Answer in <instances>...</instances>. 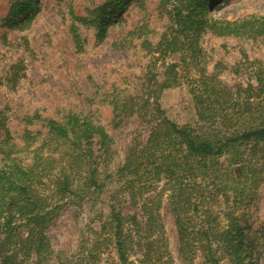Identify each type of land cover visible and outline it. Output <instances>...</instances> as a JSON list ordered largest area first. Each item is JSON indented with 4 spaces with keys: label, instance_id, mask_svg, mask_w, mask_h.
<instances>
[{
    "label": "trees",
    "instance_id": "obj_1",
    "mask_svg": "<svg viewBox=\"0 0 264 264\" xmlns=\"http://www.w3.org/2000/svg\"><path fill=\"white\" fill-rule=\"evenodd\" d=\"M8 2L4 20L21 28L30 24L40 4V0ZM145 2L106 0L79 20L93 25L96 38L103 40L131 5L142 7ZM215 2L159 0L170 20V35L164 33L154 44L145 35L144 24L129 33L132 39L141 38V46L150 53H158L157 59L184 52L204 31L240 38L264 36V15L218 18L212 15ZM73 36L81 46L79 35ZM192 52L195 56L194 48ZM177 66L168 64L162 81L148 70L149 85L142 94L109 98L114 119L136 114L150 127L146 137L139 132L132 138L120 161L113 137L92 115L69 110L60 117H44L43 129L25 130L20 142L0 116V264H51L55 249L48 231L53 223L66 207L97 200L109 186L124 199L119 195L110 200L108 220L92 229V239L81 251L84 256L75 264H135L129 257L135 244L164 232L159 210L163 193L175 218L184 261L193 263L200 253V264H221L224 258L233 264H260L254 256L256 237L248 234L242 221L244 209L264 181V111L253 108V100L264 94L263 72L257 73V90L250 86L233 91L215 74L191 79L189 92L197 118L192 124L170 117L159 100L164 89L179 84ZM222 157H229L225 166L219 165ZM126 199L133 211L121 209ZM106 233L113 238L118 261L103 259ZM151 254L156 264H172V258L162 262L152 244L146 256Z\"/></svg>",
    "mask_w": 264,
    "mask_h": 264
},
{
    "label": "rangeland",
    "instance_id": "obj_2",
    "mask_svg": "<svg viewBox=\"0 0 264 264\" xmlns=\"http://www.w3.org/2000/svg\"><path fill=\"white\" fill-rule=\"evenodd\" d=\"M105 1L40 0L33 20L21 28L6 24L9 2L0 0V116L5 118L6 128L18 142L25 130L43 129L42 118L60 117L74 110L92 115L105 125L114 139L116 159L122 160L132 138L139 132L146 137L150 127L136 114L114 119L109 98L119 95L124 99L144 93L149 85L148 70L155 71L157 79L162 81L170 63L178 64L179 84L164 89L159 100L167 114L181 123L197 121L189 81L202 74H215L233 91L250 86L258 89L257 73L262 71L264 77V36L240 38L204 31L197 44L188 43L189 48L184 52H170L164 59H157L158 53L152 54L142 47L141 38L132 39L129 31L146 25L145 35L154 44L164 33L170 35V20L165 9L159 7V0H146L142 7L131 5L123 19L111 25L100 40L96 38V28L79 17L91 16V11ZM212 15L231 20L262 16L264 0H216ZM74 32L79 35L81 46L76 45ZM192 48L196 50L195 56ZM253 104L256 112L264 111V94L254 99ZM219 161V165L225 166L229 157ZM115 189L109 186L99 199L68 206L62 211L48 231L55 249L51 264H75V259L84 256L81 251L92 239V229H98L108 220L110 200L119 195L123 198ZM255 191L249 208H242L246 213L242 224L249 235L256 237L254 256L264 264V181ZM211 204L218 209L217 202ZM121 209L133 211L127 199ZM159 210L164 232L158 235L155 232V236L135 244L130 259L135 264H156L154 254L146 256L152 244L160 251L162 262L172 258V264H200V253L193 263L180 256L177 226L167 193L162 194ZM138 213L141 215L140 210ZM109 234L106 233L108 243L103 259H117ZM156 237L159 241L153 242ZM221 264L233 263L224 258Z\"/></svg>",
    "mask_w": 264,
    "mask_h": 264
}]
</instances>
